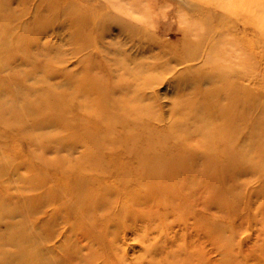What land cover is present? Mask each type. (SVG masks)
Here are the masks:
<instances>
[{
    "label": "rangeland",
    "instance_id": "rangeland-1",
    "mask_svg": "<svg viewBox=\"0 0 264 264\" xmlns=\"http://www.w3.org/2000/svg\"><path fill=\"white\" fill-rule=\"evenodd\" d=\"M105 13L110 17L102 21V26L93 29L95 35L98 32L103 36L99 40L95 39L98 46L101 45L115 50V47L111 46L115 42L111 37H115L118 31L123 28H128L126 32L137 37L140 34L138 35L139 32L135 28H141L145 32L144 35L147 38L143 34L139 36L144 38L147 43V56L142 58L141 61L146 63L149 68L145 70L146 72L138 75L134 73V75H131L132 71L129 74L128 70L119 69L118 81L123 84L122 86L128 85L129 81H133L131 84L140 87L147 79L157 80L159 77L162 79L159 78L160 83L153 90L147 92L153 98L155 97V101L153 108L150 109V115L144 116L146 120L144 127L152 131V140L156 144L159 143L157 146L168 147L169 155L177 157L185 153L184 156H191V152L188 153L189 149L185 146V142L189 141L188 135L189 138L193 135L190 139L192 142H200V140L202 142L204 139L206 140V137L207 141L211 138L214 141L220 140L221 131L213 126L214 123L207 122L206 118L212 113L207 108L206 111L201 110L200 112L199 110L197 112L198 115L202 113L204 116H201L200 124L196 123L199 127L194 125L195 123H190L180 128L175 126L174 129H170L169 125L172 120L169 122V119H166L171 117L170 112L175 107L177 109V105H179L178 110L182 106L188 105L187 101L198 96L197 92L204 93L208 91L210 93V91H213L215 84H205V82L206 76L213 72L215 65L216 70L212 74L215 73L216 80L223 78V81H226L225 83L229 82L235 88H240L243 98L249 96L252 100H264V0H0V87L3 84L18 87L16 85L18 84L24 88L23 79L28 78L27 85L36 84L39 91H42V89L46 92L54 90L53 96L59 98L58 103L56 105L53 103V106L51 97L47 102L50 105H45L46 102L42 101L37 102L38 105L33 108L28 104H22L20 111L24 114L23 119L27 118L31 124H40L45 119H50L60 121L59 123L71 121L68 124L72 128H79L82 125L81 119H84V114H82V117L80 116L77 108L80 103L77 101L72 102L69 97V93L73 92V89L69 87V75L67 76L64 73L68 68H74L76 61L73 60L69 65L63 67H60L58 63L70 57L68 55L72 53V50L81 47L85 43L84 41L79 43V41H75L74 38L72 39L69 36L71 30L68 26L76 17L75 14L90 19L93 15L100 16L101 14L105 15ZM207 17L210 18L208 20L211 22L207 20ZM218 23L221 26L223 25L224 33L227 31L224 34L225 41L220 39L219 43L214 42L215 47H211L209 30L213 25L216 27ZM188 28H191V30ZM106 32L109 34L106 35ZM46 33L50 46H44L43 48L42 42H40L42 38L40 34L43 36ZM208 40L209 42H207ZM233 42L235 43L233 44ZM236 42L238 43L236 44ZM18 47L21 51L18 53L20 61L14 63L13 59L14 55L17 56ZM212 48H215L216 54ZM42 49L44 50L42 51ZM183 50H187L186 52L196 60L188 64L178 65L175 61L182 58ZM199 52L201 55H199ZM45 57L47 58L45 59ZM110 57L117 58L113 54ZM225 57L228 61L224 60ZM202 58L203 60L205 58V60L202 61ZM207 59L209 63H205ZM55 60L60 61L55 62ZM22 61L26 64L25 66H21ZM174 65H176L175 68H173ZM219 65L222 68H218ZM160 66L162 67L159 69ZM169 66H172V68L170 67V69ZM187 67L192 70L186 69ZM80 69H75L78 71L76 78L83 75L79 74ZM150 69L152 71H149ZM224 74L227 75L224 76ZM217 76L219 77L217 78ZM110 77L111 75L108 76V78ZM123 78L124 81L122 82ZM203 79L204 81H202ZM102 86L103 90L106 91L107 85L105 82L102 83ZM49 95L51 96V94ZM130 95L132 93L127 96L120 95V97H124L122 101L124 105L117 110L119 119H123V113L127 112V109H123V107L128 106L125 102ZM110 98L113 99L110 95H107L109 103L112 102ZM3 99L10 100L11 95ZM253 111L246 109V116ZM42 113H44V116L40 119L37 118L36 121L33 120V117ZM157 114L163 120L160 125H157L156 120H154ZM134 116H132V121L136 120L135 123L140 122L143 118L142 114ZM121 121L119 120V122ZM203 121H205V124H202ZM187 127L189 128L187 129ZM207 128L214 137L210 135V131L208 133ZM55 129L58 130L57 127H53L48 132ZM17 131L19 132L18 129ZM18 132L13 133L11 130L0 127L1 154L8 158L7 164L11 165L12 169L23 164L35 166L38 168V171L34 173L35 176H39L40 179L47 178L51 186L56 188L64 186L66 184L64 179L69 175H64V172H62L63 165L56 162L60 161V158L57 159L54 154H51L49 152L51 150H47L50 155L48 154V161L46 162L42 163L30 158L31 151L39 155L48 146L43 143L41 146L32 147L28 143L29 137ZM48 132L44 131L38 134L44 136ZM60 133L64 132L61 131ZM177 133L181 138L178 137ZM194 133L197 134V137ZM245 134H247V131ZM155 136L158 137L156 138L159 141H156ZM253 137L255 138L257 135H253ZM249 146V158L244 160L237 157L233 161L235 179L233 183L235 184L231 190L235 194L226 195V198L221 197L218 199L216 195L208 193L197 175L187 177L184 190L180 192L176 190L178 187L175 185L178 180L168 178L158 186H161V188L169 187L170 194L156 193L151 199L141 196L139 207L134 209L128 205L125 207L127 213L122 211L113 213L110 220L107 219L109 225L106 220H98L99 217L96 215L95 221L92 224H86L87 227L86 225L80 226L76 221L74 224L80 227L68 234L70 229L68 224L63 223L64 214L60 210L55 223L48 229L39 230L41 222L45 221L50 214L48 210L45 211V214L36 216L30 222L20 225L16 223L15 225H18L16 227H20L23 230L22 232L25 233L22 235L23 238H26V233L33 236L39 234L44 240L48 238L49 234L53 235L48 239V241H52L51 244L46 242L39 250H50V256H46L45 263L38 262V264H264V176L262 177L264 175V163L260 161V156L264 158V152L262 154L258 152L255 148L258 147V143L253 140L250 141ZM79 150L85 149L81 148ZM61 151V156L68 154L64 149H61ZM76 152L75 157L78 156ZM171 155L169 157L163 156V159L164 157L166 159L171 158ZM117 157L121 158L125 155L122 154V156ZM106 160L111 161L112 159L107 155ZM119 161L120 159H118ZM46 164H53L52 166L55 168L50 166L47 168L49 171H47L42 167ZM129 164L130 162L121 163L118 170L114 165V170L113 167L111 170L116 171L118 175ZM34 174L26 173V176L31 177ZM86 177L89 178V176ZM93 178L103 186H111L116 188L117 191L119 188V191L123 192L122 199L125 203H128L127 201L134 196V192L139 193L133 176L126 182L128 185L125 184L127 185L125 189L122 185H117L116 176L114 178L105 176L100 178L95 176ZM197 184L199 186L196 187ZM172 190H174V193ZM90 191H92V188H90ZM209 194L213 196V201L215 200L214 206L211 207L205 205L211 199L208 197ZM27 195L28 193L22 190L16 197L27 198ZM69 198L67 197V199ZM213 201H211L212 204ZM149 206L153 207V210L149 211ZM110 211L106 212L110 213ZM147 211L149 212L147 213ZM72 220L75 219L72 218ZM114 225L120 227L114 229ZM28 229L30 232H25ZM89 232L90 236L88 235ZM52 238L55 239L52 240ZM19 253L24 254V250L6 249V251H1L0 263L5 261L8 255H12L11 257L14 256L13 258L18 260Z\"/></svg>",
    "mask_w": 264,
    "mask_h": 264
},
{
    "label": "bare ground",
    "instance_id": "bare-ground-1",
    "mask_svg": "<svg viewBox=\"0 0 264 264\" xmlns=\"http://www.w3.org/2000/svg\"><path fill=\"white\" fill-rule=\"evenodd\" d=\"M107 15V13H105V15L101 14L100 16L93 15L90 19H88L86 16L84 18V16H77V14H75L76 17L70 22L68 26V28L71 30L69 36L72 39L74 38L73 40L79 41V43L82 41L85 43L81 47L72 50V53L68 55L70 56L68 57L69 59L63 58L64 60L62 59L63 61L61 62H59L61 59L59 61L55 60V62H59L58 65L60 67L69 65V63L73 60L76 61L74 68H68L64 73L67 76L69 75V87L70 89H73V92L69 93V97L72 99V102L77 101L80 103L77 107L80 116L82 117V114H84V119L80 118L82 125L79 128H72L68 124L71 123V121H68V123H59L60 121L45 119L40 124H31L27 118H22L24 115L23 112L20 111L22 109V104H28L31 108H33L34 106L38 105L37 102L42 101L46 102L45 105H50L47 102L51 97L52 106L53 103L56 105L59 98L53 96L55 93L54 90H50L49 92L47 91L48 93L44 91V89L39 91L36 84H26L29 82L28 78L23 79L25 86L24 88L18 84H16L18 87L9 84H3V86L0 87V127L6 130H11L13 133L18 132V129V133H23L29 137V142L27 140L26 141L32 147H36L38 145L41 146L43 143L47 144L48 147L43 149V152H41L39 155L36 152L31 151L30 158L36 159L43 163L48 161L47 157L50 152L51 154H54L57 159L60 158V161L56 162L59 165H63L62 172H64V175H69V177H65L64 179L66 181L64 186H60L58 188L51 186V183L47 178L40 179L39 176H35L34 173L38 171V168L35 166L23 164L18 166V168L12 169L11 165L9 166L7 164L8 158L1 154L0 147V253L1 251H6V249H16L20 251L24 250V254H18V260H15L13 258L14 256L11 257L12 255H8L6 256V260L0 264H38V262H46V256H50V250H39L40 247L46 242L51 244L52 241H48V239L53 235L49 234L48 238L44 240V238H41L39 234L33 236L30 233H26V238H23L22 235L25 233L22 232L23 230L20 227L16 226L32 221V219H34L36 216L42 215L43 213L45 214V211L47 210L50 212V214L47 216L45 221L41 222L39 230L50 228V226L55 223L56 216L60 210L64 214L63 223L65 225L68 224L69 226V234V232H74L81 225L84 226L86 224H92L96 219V215L99 217L98 220H106L109 225L108 220H110L111 216H113V213H119L120 211L126 212L125 207L128 205L134 209L139 207L141 203L140 200L142 199L141 196L151 199V197L156 193L170 194L169 187L161 188V186H158L159 184H163L168 178L179 181H177V183L175 182V185L178 187L176 190L180 192L184 190L185 179L189 176L191 177L197 175L198 178L201 179L202 184L206 187L208 193L216 195L218 199L221 197L226 198V195L235 194V192H232L231 190L235 184L233 183L235 181L233 174V161L236 160L237 157H241L244 160L249 158V143L252 140L255 143H258V147H255L258 152L261 154L264 152V100H252L250 99L251 97L249 98V96L243 98L240 88H235L233 84H229V82L225 83L226 81H223V78L216 80L214 76L215 73L212 74L216 70L215 65L213 72H210L211 74L206 72L208 76H206L205 82V84H215L214 89H212L213 91H210V93L208 91L204 93L197 92L198 96L187 101L189 103L188 105L182 106L178 110L179 105L176 104L177 109L175 107L176 111L173 109L172 112H170L171 117L165 116L170 117L166 118L169 119V122L172 120L169 125L170 129H174L175 126L180 128L190 123H195L194 125H196V123L200 124L201 116H203L202 113L198 115L197 112L199 110L200 112L201 110L206 111L207 108L208 110H211L212 113L208 115V118H206L208 121H206L208 123H214L213 126H216L217 129L221 131L222 135L219 137L220 140L214 141L211 138L212 132L207 128L208 133L209 131L211 132V140L207 141L206 137V140L203 138L204 140L202 139V142L201 140L200 142H192V140L190 141V139L193 137L192 134L191 138L188 137L189 135L187 136L189 140L188 142H185L186 139L184 140L186 143V148L189 149L188 153L191 152V156L189 155L187 157L184 156L185 153H182L181 156L173 157L170 154L171 158L166 159V156H170L168 147L157 146L159 143L157 142L158 144H156L153 142L152 131H150L147 127H144V122L146 121L144 116L150 115V109L153 108V103L155 101V97L153 98V96L151 94L149 95L147 92L153 90L162 79L159 76L158 77L161 79L160 81L158 80L159 78L157 80L147 79V81L145 80V82H143L140 87H138L136 84H131L133 81H129L128 85H125L126 87L122 86L123 84L118 81L119 69H126L128 70L129 74L132 71L131 75H138L146 72L145 70L149 68L146 63L141 61L142 58L147 56V43L145 42L144 38H140L139 36H142L141 34L145 36V32L141 28H135V30L139 32L138 35L140 34L137 37L133 34L127 33L126 31L128 28H123L118 31L115 37H111L113 38L112 40L115 41L114 45L111 43V46H114L115 50H111L101 45L98 46V43L95 39L99 40V38H102L103 36L98 32L97 35H95L96 33H94L93 29L102 26V21L105 19L107 20V18L110 17ZM208 18L209 17H207V20ZM208 21L206 22L208 23ZM126 25L132 27L129 24ZM194 29L196 30L195 27ZM189 30H191V28ZM209 31L210 32L208 35L210 37L211 47H215V45H213L214 42L219 43L220 39L225 41L224 34H226L227 31H225L226 33L223 32V25L221 26L219 23L216 27L213 25ZM107 34L109 33L106 32V35ZM40 37H42L40 42H42L43 48L44 46L49 47L50 44L48 43L47 33L43 36L40 34ZM207 42H209V40ZM234 43L235 42H233V44ZM237 43L238 42H236V44ZM115 44H117V47ZM216 45L218 46V44ZM43 50L44 49H42V51ZM213 50L215 53V48ZM186 51L187 50H183L182 58L175 61L178 65H183L186 63L188 64L191 61L196 60ZM19 52L21 51L18 47L16 51L17 56L14 55V63L20 61V55H18ZM111 54L115 55L117 58L114 59L113 57H110ZM199 55H201L200 52ZM46 58L47 57H45V59ZM215 59H213V61H215ZM204 60L202 58V61ZM207 60L205 63H209V60ZM224 60H227V58L225 57ZM202 63L205 64L204 62ZM171 64L173 65V63ZM23 65L25 66L26 64L22 61L21 66ZM118 66L120 67L118 68ZM175 66L176 65H174L173 68H175ZM161 67L162 66H160L159 69ZM170 67L172 68V66H169V68ZM204 67L207 66L205 65ZM220 67L222 68V66L219 65L218 68ZM76 68H81V72L79 74H83L82 77L76 78L78 74V71L75 70ZM186 69L190 68L187 67ZM193 69L196 70L195 67H193ZM211 70L212 69L210 67V71ZM149 71L152 70L150 69ZM186 72L183 73L185 74ZM110 75L111 77L108 78ZM226 75L224 74V76ZM146 76L148 75L146 74ZM218 77L219 76H217V78ZM204 79L202 81H204ZM225 80L227 79L225 78ZM123 81L124 78L122 82ZM103 82H105L107 85V89H105L106 91L103 90ZM130 93H132V95H130V97H128L125 102V104H127L129 107H123V109H127V112L123 113V119H119V113L117 110H119L118 108H121L124 105L122 102L124 97H120V95L127 96ZM49 94H51V96ZM9 95H11L12 100L7 99L6 101L3 99L8 98ZM107 95H110L113 98L112 100L110 98L112 101L111 103L108 102ZM246 109L248 111H254L246 116ZM43 114L44 113L33 117V120L36 121L37 118L40 119L42 116H44ZM141 114L143 118L140 122L138 121L135 123L134 121L136 120L132 121V116H139ZM119 120L122 121L119 122ZM154 120H156L155 123L157 125H160L163 122L159 114L155 116ZM203 123L205 124V121H203L202 124ZM53 127H57L58 130L55 129L51 132H48V130H51ZM188 128L189 127H187V129ZM44 131L48 133H46L44 136L38 134L39 132ZM61 131H63L65 135L64 133H60ZM246 131L247 134H245ZM178 133V137L181 138ZM194 135L196 136L197 134L194 133ZM253 135H257V137L254 138ZM157 138L156 141H159ZM81 148H84L85 150L80 151L79 149ZM61 149H64V151L68 152V154L66 156H61ZM47 150L51 151L47 152ZM75 152L78 154L77 157L74 156ZM122 154H124L125 157H117L120 155L122 156ZM107 155L110 157V159H112L111 161L106 160ZM163 156H165L164 159ZM260 157L262 158L263 156ZM261 158L260 161L264 163V158H262V160ZM118 159H120V163L118 162ZM169 159L171 160L170 162L168 161ZM124 162H130V164L122 173L117 175V172L113 171V166L116 165L115 167L118 170V167H121L120 164ZM199 162L208 164L203 165ZM53 164H55V162H53ZM46 165H42V167L43 169L49 171L47 168L52 165ZM112 167L113 170H111ZM51 168L55 167L52 166ZM26 173H33L34 176L27 177ZM86 176H89V178ZM95 176L97 178H100L101 176L114 178L116 176L115 181L117 185H122L124 189L127 188L128 184L126 182L128 179L130 177L132 178L133 176L135 178L137 189H139V193L136 194L137 191L134 192V196L127 201L128 203H125L122 199L123 192L119 191V188L117 191L116 188L111 186H103L100 184V182L94 180L93 177ZM263 176L264 175H262V177ZM197 186H199V184H197L196 187ZM90 188H92V191H90ZM22 190L25 191V193H28L27 198L16 197V195H19ZM172 192L174 193V190H172ZM4 194L6 196H2ZM212 195L208 196L211 199L207 203L204 202L205 205H208L209 207L212 205L214 206L215 200L213 201ZM67 197L70 198L67 199ZM211 201H213V204ZM111 208H113L112 211H110ZM150 210H153V207H150L149 211ZM106 211H110V213ZM149 211H147V213ZM72 218L75 220H72ZM76 221L80 226L74 224ZM16 223L18 225H15ZM119 227L120 226L118 225H114V229ZM28 231L29 229L25 232ZM88 235L90 236V232ZM54 239L52 238V240ZM1 256L2 255L0 254V257Z\"/></svg>",
    "mask_w": 264,
    "mask_h": 264
}]
</instances>
